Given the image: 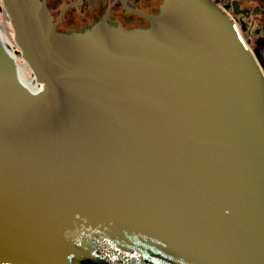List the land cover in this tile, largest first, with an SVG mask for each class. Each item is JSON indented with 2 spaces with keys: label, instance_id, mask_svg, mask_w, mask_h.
I'll list each match as a JSON object with an SVG mask.
<instances>
[{
  "label": "water",
  "instance_id": "1",
  "mask_svg": "<svg viewBox=\"0 0 264 264\" xmlns=\"http://www.w3.org/2000/svg\"><path fill=\"white\" fill-rule=\"evenodd\" d=\"M0 264H264V77L210 0L65 41L2 0Z\"/></svg>",
  "mask_w": 264,
  "mask_h": 264
},
{
  "label": "flooded vegetation",
  "instance_id": "2",
  "mask_svg": "<svg viewBox=\"0 0 264 264\" xmlns=\"http://www.w3.org/2000/svg\"><path fill=\"white\" fill-rule=\"evenodd\" d=\"M237 25L264 69V0H212ZM41 26L65 41H132L162 28L168 0H26Z\"/></svg>",
  "mask_w": 264,
  "mask_h": 264
},
{
  "label": "rangeland",
  "instance_id": "3",
  "mask_svg": "<svg viewBox=\"0 0 264 264\" xmlns=\"http://www.w3.org/2000/svg\"><path fill=\"white\" fill-rule=\"evenodd\" d=\"M0 28L3 34L5 35L6 39L8 40V42H10L11 46L15 50L19 49L18 45L15 43L13 39V29L10 24L8 14L3 6L2 0H0ZM17 58H18L21 70L24 73V75H26L29 78L32 77L31 69L27 66V63L22 58L21 54H18V52H17Z\"/></svg>",
  "mask_w": 264,
  "mask_h": 264
},
{
  "label": "bare ground",
  "instance_id": "4",
  "mask_svg": "<svg viewBox=\"0 0 264 264\" xmlns=\"http://www.w3.org/2000/svg\"><path fill=\"white\" fill-rule=\"evenodd\" d=\"M5 42H6V41H5ZM6 44H7V42H6ZM12 52H13V51H12ZM20 70H21V68H20ZM21 76H22L23 81H24L25 83H27V85H29L33 90H37V89H38L39 84H38V83H34V81H33L32 78H29V77H27L26 75H24V74L22 73V70H21Z\"/></svg>",
  "mask_w": 264,
  "mask_h": 264
}]
</instances>
